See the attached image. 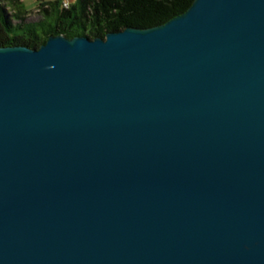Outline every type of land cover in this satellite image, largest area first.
<instances>
[{
  "label": "water",
  "instance_id": "obj_1",
  "mask_svg": "<svg viewBox=\"0 0 264 264\" xmlns=\"http://www.w3.org/2000/svg\"><path fill=\"white\" fill-rule=\"evenodd\" d=\"M0 264H264V0L0 48Z\"/></svg>",
  "mask_w": 264,
  "mask_h": 264
},
{
  "label": "trees",
  "instance_id": "obj_2",
  "mask_svg": "<svg viewBox=\"0 0 264 264\" xmlns=\"http://www.w3.org/2000/svg\"><path fill=\"white\" fill-rule=\"evenodd\" d=\"M192 1L74 0L68 8H63L62 0H48L38 4L42 18L27 22L28 11L22 0H0V48L38 49L52 35L94 39L127 27L152 28L185 12ZM6 7L11 11L6 12Z\"/></svg>",
  "mask_w": 264,
  "mask_h": 264
},
{
  "label": "rangeland",
  "instance_id": "obj_3",
  "mask_svg": "<svg viewBox=\"0 0 264 264\" xmlns=\"http://www.w3.org/2000/svg\"><path fill=\"white\" fill-rule=\"evenodd\" d=\"M42 1H48V0H22V4L25 8V10H27V15L25 16V21H36V20H39L42 18V14L40 13L41 12V9L40 11L38 12L37 9L40 8L38 6L39 3H41ZM69 2V5L74 3V0H66ZM2 4L4 6H6V2H2ZM6 12H10L11 10L6 7Z\"/></svg>",
  "mask_w": 264,
  "mask_h": 264
},
{
  "label": "built area",
  "instance_id": "obj_4",
  "mask_svg": "<svg viewBox=\"0 0 264 264\" xmlns=\"http://www.w3.org/2000/svg\"><path fill=\"white\" fill-rule=\"evenodd\" d=\"M42 2H46V1H42ZM42 2H41V3H42ZM44 7H47V4H44ZM62 7H63V8H68V7H69V2L66 1V0H62ZM40 9H41V7L38 8L37 11L39 12Z\"/></svg>",
  "mask_w": 264,
  "mask_h": 264
}]
</instances>
